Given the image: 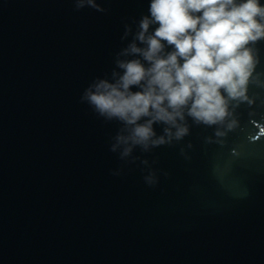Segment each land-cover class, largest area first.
Segmentation results:
<instances>
[{"label":"water","instance_id":"95a60500","mask_svg":"<svg viewBox=\"0 0 264 264\" xmlns=\"http://www.w3.org/2000/svg\"><path fill=\"white\" fill-rule=\"evenodd\" d=\"M99 2L0 0V264H264V39L224 120L121 158L81 94L148 0Z\"/></svg>","mask_w":264,"mask_h":264},{"label":"clouds","instance_id":"9594fccd","mask_svg":"<svg viewBox=\"0 0 264 264\" xmlns=\"http://www.w3.org/2000/svg\"><path fill=\"white\" fill-rule=\"evenodd\" d=\"M85 4L103 9L99 0H77ZM121 39L127 43L111 72L96 75L81 100L120 121L111 149L135 159L138 146L146 152L184 136L189 116L209 124L226 118L230 98L245 94L258 60L264 0H148Z\"/></svg>","mask_w":264,"mask_h":264}]
</instances>
